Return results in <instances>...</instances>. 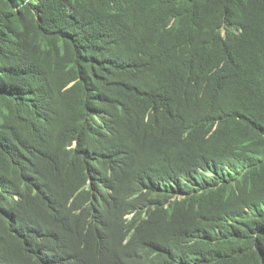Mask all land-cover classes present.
<instances>
[{"label": "trees", "instance_id": "16d2710c", "mask_svg": "<svg viewBox=\"0 0 264 264\" xmlns=\"http://www.w3.org/2000/svg\"><path fill=\"white\" fill-rule=\"evenodd\" d=\"M0 264H264V0H0Z\"/></svg>", "mask_w": 264, "mask_h": 264}, {"label": "bare ground", "instance_id": "6f19581e", "mask_svg": "<svg viewBox=\"0 0 264 264\" xmlns=\"http://www.w3.org/2000/svg\"><path fill=\"white\" fill-rule=\"evenodd\" d=\"M112 1H113V0H112ZM122 1H123V0H122ZM153 2H154V1H153ZM153 2H152V3H153ZM120 7H121V6H120ZM151 10H152V9H151ZM114 13H115V12H114ZM151 13H152V12H151ZM159 15H160V14H159ZM128 16H129V15H128ZM153 18H154V16H153Z\"/></svg>", "mask_w": 264, "mask_h": 264}]
</instances>
